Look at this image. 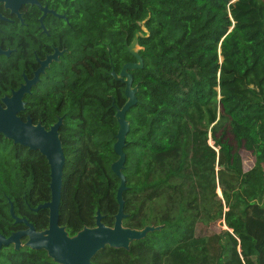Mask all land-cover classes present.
I'll return each mask as SVG.
<instances>
[{
    "label": "trees",
    "instance_id": "16d2710c",
    "mask_svg": "<svg viewBox=\"0 0 264 264\" xmlns=\"http://www.w3.org/2000/svg\"><path fill=\"white\" fill-rule=\"evenodd\" d=\"M81 8L100 16L103 30L138 19L149 32L139 38L137 102L126 112L123 225L162 226L128 250L106 246L91 264H219L222 244L211 229L219 221L241 236V247L252 243L249 254L242 251L244 264H264V180L244 171L239 152L264 162V0H91ZM123 55L133 59L125 48ZM29 96L33 122L56 120L38 115L36 89ZM125 100L122 84L107 74L101 85L78 78L70 101L48 104L63 117L58 221L69 235L93 226L97 209L113 224L120 183L111 170L114 113ZM216 167L229 178H216ZM49 173L38 151L0 134V234L24 228L10 216V203L37 230L47 227L48 210L33 208L50 199ZM240 182L256 189L257 202L239 198ZM0 264L58 263L42 249L9 245L0 248Z\"/></svg>",
    "mask_w": 264,
    "mask_h": 264
},
{
    "label": "flooded vegetation",
    "instance_id": "af4514ba",
    "mask_svg": "<svg viewBox=\"0 0 264 264\" xmlns=\"http://www.w3.org/2000/svg\"><path fill=\"white\" fill-rule=\"evenodd\" d=\"M90 1L0 0V104L4 96H10L21 84L34 79L38 71L30 92L22 98L23 109L18 112L22 120L28 116L32 119L27 104L34 89L41 103L38 115H49L57 120L61 116L49 111L48 104L54 106L60 101H70L78 78L101 85L106 84L109 74L125 87L111 72L118 74L124 63L136 61L127 46L134 33L141 30L144 20L136 19L135 24L127 23L126 27L122 22L117 31L103 30L100 16L93 15L92 10L83 13L81 7H89ZM130 30H133L131 37ZM113 42L118 50L112 52L109 43ZM124 48L132 60L125 59ZM137 69L129 73L131 86H137L138 90L139 83L134 76ZM82 72L84 75L80 77ZM37 122L40 121L33 123ZM51 124L42 125L48 129Z\"/></svg>",
    "mask_w": 264,
    "mask_h": 264
},
{
    "label": "water",
    "instance_id": "95a60500",
    "mask_svg": "<svg viewBox=\"0 0 264 264\" xmlns=\"http://www.w3.org/2000/svg\"><path fill=\"white\" fill-rule=\"evenodd\" d=\"M148 34L149 32L142 25L141 30L134 33L127 46L128 52L136 61L124 63L118 74L114 71L111 72L115 79L122 81L125 85L124 96L126 97L123 105L116 108L114 113L118 128L113 151L117 155V159L111 163V170L119 178L120 183L116 191L117 211L114 214L112 225H106L102 222L103 216L99 209L95 212V224L84 226L73 235L68 234L65 226L59 225V204L65 164L59 132L63 118L59 117L46 129L40 122L33 123L29 116L25 121L18 116V112L23 109L22 98L24 94L30 92L31 85L38 78V71L35 72L34 79L27 80L18 89L13 90L10 96L2 98L0 133L13 143L27 147L29 150L38 151L44 156L50 170V199L33 208L34 211L48 210V225L41 230H37L26 218L15 215L10 203V216L14 219V223H22L24 228L12 232L7 237L0 234V248L12 245L15 250H19L23 246L34 250L42 249L49 258L58 264H91L92 257L106 246L128 250L132 241L140 240L148 233L161 229V225L153 224H146L142 228H131L123 225V219L126 216L123 198L126 180L122 171L126 156L123 149L129 131L126 112L137 102V86H131L132 76L129 70L142 68L143 61L138 53L142 46L138 45V38L148 36ZM23 238H25L24 242L22 241Z\"/></svg>",
    "mask_w": 264,
    "mask_h": 264
},
{
    "label": "rangeland",
    "instance_id": "374dc122",
    "mask_svg": "<svg viewBox=\"0 0 264 264\" xmlns=\"http://www.w3.org/2000/svg\"><path fill=\"white\" fill-rule=\"evenodd\" d=\"M246 5V4H245ZM249 6H247L248 8ZM227 138L230 143L235 147V142L233 141L230 134H227ZM208 144L212 147L213 140L208 138ZM217 150V148H215ZM239 152L242 157V165L245 172L251 174L256 179L263 181L264 180V162L259 157L254 156L250 151L244 149L243 147L239 148ZM216 178H229L227 173H224L220 170L219 167L215 168ZM216 193L220 195L219 188L216 189ZM236 193L239 198L246 203L257 202L259 199V194L255 188L245 182H240L238 184ZM211 229L215 232L219 233V241L222 244V254L219 258V264H244L243 255L242 259L239 257V251L242 254V251L245 254H249L251 252L250 245L251 242H246V244H242V247L239 242H241V237L237 234L236 231L232 229H227L223 221L215 222L211 224ZM239 238V240L236 239ZM238 242V243H237ZM248 245V246H247ZM247 246V247H246ZM253 251V250H252Z\"/></svg>",
    "mask_w": 264,
    "mask_h": 264
},
{
    "label": "built area",
    "instance_id": "2783aa9c",
    "mask_svg": "<svg viewBox=\"0 0 264 264\" xmlns=\"http://www.w3.org/2000/svg\"><path fill=\"white\" fill-rule=\"evenodd\" d=\"M226 226V225H225ZM226 228L228 229V227L226 226ZM237 240H239V238L236 237ZM238 243V242H237ZM240 243V242H239ZM239 257L242 259V254L241 252L239 251Z\"/></svg>",
    "mask_w": 264,
    "mask_h": 264
}]
</instances>
